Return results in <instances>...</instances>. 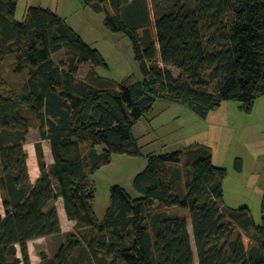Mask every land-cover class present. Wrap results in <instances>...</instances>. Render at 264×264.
<instances>
[{
	"label": "trees",
	"instance_id": "trees-1",
	"mask_svg": "<svg viewBox=\"0 0 264 264\" xmlns=\"http://www.w3.org/2000/svg\"><path fill=\"white\" fill-rule=\"evenodd\" d=\"M80 1L131 39L143 79L100 76L105 58L57 11L31 6L17 20L19 0H0V264H32L29 241L50 236L62 243L40 264H196L193 238L198 264H264V197L261 224L249 207L226 206L228 171L205 144L148 155L134 192L112 187L102 220L93 179L114 154L143 155L133 128L157 100L202 118L229 100L253 111L264 95V0ZM31 130L40 136L35 183L24 147ZM59 196L76 222L69 232Z\"/></svg>",
	"mask_w": 264,
	"mask_h": 264
},
{
	"label": "rangeland",
	"instance_id": "rangeland-1",
	"mask_svg": "<svg viewBox=\"0 0 264 264\" xmlns=\"http://www.w3.org/2000/svg\"><path fill=\"white\" fill-rule=\"evenodd\" d=\"M31 6L59 11L69 25L100 51L107 63L96 66L100 76L117 82L131 76L134 80L143 79L131 39L123 32H115L106 27V12L97 13L80 0H19L15 18L23 20ZM62 57L63 53L56 56L59 60ZM161 66L170 69L176 76L181 74L176 67L163 63ZM86 69L87 65H83L80 73L84 75ZM133 134L143 147V155L114 154L111 163L103 165L93 175L96 188L95 209L99 220L104 218L111 203V189L114 185H121L134 192V178L147 166L148 155L205 144L212 149L214 164L228 171L223 180L225 205L232 208L247 206L255 222L262 223L264 95L257 99L252 112L243 110L239 101L229 100L211 111L207 118L198 116L187 104L157 100L152 109L135 124ZM39 138L38 131L31 130L27 147L35 144ZM24 147L27 152L25 145ZM238 157L243 160L242 170L236 167ZM169 214L182 215L188 214V211L171 207ZM190 232L193 238L192 226ZM244 241L246 244L250 242V237L246 234ZM193 245L198 264L194 238ZM53 250L51 244L50 256L54 254Z\"/></svg>",
	"mask_w": 264,
	"mask_h": 264
},
{
	"label": "crops",
	"instance_id": "crops-1",
	"mask_svg": "<svg viewBox=\"0 0 264 264\" xmlns=\"http://www.w3.org/2000/svg\"><path fill=\"white\" fill-rule=\"evenodd\" d=\"M60 16L62 14L57 11ZM63 17V16H62ZM27 152H28V158H27V164L29 168V174L32 182H36L40 175H41V169L39 166V161L37 158L36 148L35 144H31L29 147H27V144H25ZM43 147L45 152V157L48 164H53L55 162L53 153L51 150V145L48 140L43 141ZM214 159V154H213ZM214 162V161H213ZM57 207L59 210L60 220H61V226L63 232H69L74 230L76 222L69 219L67 216V212L65 209V203L62 196H59V199L57 200ZM191 224H189V230H190ZM62 243V237L61 236H50V237H41L34 240L29 241L28 248H29V254L32 264H40L41 262V253L46 252L48 255L49 253V247L51 244L54 247V253ZM18 256L22 257L20 246H18ZM23 264V263H22Z\"/></svg>",
	"mask_w": 264,
	"mask_h": 264
}]
</instances>
